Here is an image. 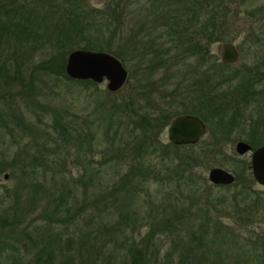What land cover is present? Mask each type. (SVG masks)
<instances>
[{"label": "rangeland", "instance_id": "rangeland-1", "mask_svg": "<svg viewBox=\"0 0 264 264\" xmlns=\"http://www.w3.org/2000/svg\"><path fill=\"white\" fill-rule=\"evenodd\" d=\"M110 3L115 1L91 0L99 10ZM148 4V0H132L117 24L122 28L116 36L110 38V32L103 30L91 38L107 48L102 51L120 52L124 65L132 70L129 85L120 90L108 91L105 80L82 84L42 75L30 91H22V86L28 87L27 77L13 85L0 81V107L8 113L6 123L0 121V264H13L22 257L27 264H130L129 250L134 248L139 249L135 264H264V186L253 177L251 152L239 155L235 150L239 140L264 141V0L231 1L233 24L226 29L230 39L214 42L205 48L209 51L190 59L195 68L210 56L222 62L220 49L225 43L239 44L243 52L240 62L227 64L229 75L212 77L207 84L210 93L225 86L221 91L227 99H241L233 118L232 112L210 115L211 138L193 147L172 144L165 121L149 132L137 125L138 116L148 111L142 108L144 96L137 92L143 84L141 64L132 53L141 50V55L149 48L144 45L146 36L136 38L131 33L144 24L147 34L158 41L155 44L162 42L157 37L159 22L151 21L156 13L146 9ZM79 41L80 47L86 43L85 38ZM132 45L138 48L132 50ZM43 56L39 52L35 60ZM240 79L246 84L243 88L238 87ZM162 88L169 93L171 85ZM10 113L22 116L24 122ZM251 116V121L245 120ZM72 122L80 133L89 134L81 145L67 148L58 124ZM24 125L38 128L41 138L37 140ZM143 133L150 134L157 151L143 157L153 168L151 176L137 179L138 187L124 186L128 164L124 160L118 164L110 149L122 136L128 140ZM57 143L59 147L48 151L56 157L55 163L34 160L43 146ZM251 147V151L256 148ZM179 156H186V161ZM169 165L178 169L169 170ZM162 167L166 171L160 177ZM212 167L237 175L239 182L211 183ZM118 181L124 188L111 194ZM61 193L64 199L57 203L67 204L60 209L66 220L48 224ZM200 208L213 219L211 223L200 224L205 216Z\"/></svg>", "mask_w": 264, "mask_h": 264}, {"label": "trees", "instance_id": "trees-1", "mask_svg": "<svg viewBox=\"0 0 264 264\" xmlns=\"http://www.w3.org/2000/svg\"><path fill=\"white\" fill-rule=\"evenodd\" d=\"M113 1H115V5L110 3L99 10V8L91 5V0H0V81L4 85H13L14 83H22L27 77L26 81H28L29 88L22 86V91L33 90L31 85L34 84L38 75L53 77L54 79L65 78L66 80L82 84H93V80L71 79L68 77L65 72L66 57L74 48H81L87 51L107 50V48L99 44L100 40L97 41L96 39L93 41L91 39L93 34L107 30L111 34L110 38L116 36V31L122 28L117 24L121 20L123 21L124 14L127 13L126 9L132 3V0ZM231 1L234 0H148L149 4L146 9L149 12L151 10L154 14L156 13V18H152L151 21L159 22L160 27L158 28L160 30H157L159 33L157 37L160 42L162 39V42L160 45L155 44L158 41L152 40L151 33L147 34V28L144 24H141L131 35L136 36V38L139 35L146 36L148 41L144 45H148L146 48L149 49L142 51L141 55L138 54L141 50L134 51L132 55L139 62L143 54L148 53L150 60L155 62V60H161L166 52L173 56L172 59L178 65L179 61L184 59L182 55L188 51H191L193 56L197 55L196 53L202 54L203 50L209 51L205 48H208L212 43L224 42L231 37L226 31L229 23L233 24L234 16H230L233 13V8L230 5ZM154 33L155 31H153ZM84 38L86 43L80 47L79 39ZM135 44L138 43L136 42ZM130 48L136 50L138 47L132 45ZM39 52L45 56L40 58V60H35L36 54ZM112 54L123 63L120 52ZM201 56L203 57V55ZM229 67L230 65L217 59L212 60L210 56L208 65L210 80H212V77L221 78V76L229 75ZM137 92L140 96L141 92L139 89ZM230 99H227L226 96L221 98V91L210 93L208 98L210 105L209 114L211 116L220 114L221 116V113L229 114L232 112L231 117L233 118L237 108H231V103L236 102ZM216 101L217 103L215 104ZM113 108L118 110L115 106ZM230 108L231 111L226 113ZM152 114L147 112L139 115L138 127L144 126L143 129L147 132L154 129V125L159 124L157 121L160 118H155ZM7 116V111L0 107V121L6 123L5 118ZM109 116L113 120L112 113ZM10 117L19 120V123L25 120L22 116L19 117L13 113H10ZM72 124L73 122L58 124L60 130L58 134L62 137L61 140L65 141L67 148L71 144L81 145L89 134L86 131L80 133L78 127H73ZM22 128L30 130L37 140L41 138L40 133L36 130L38 128L30 125H24ZM143 129L141 128V130ZM44 134L47 136L50 133L44 132ZM254 134L256 135L257 133L254 132ZM248 142L255 148V146H259L264 141L258 140L256 142L250 140ZM59 146V143L53 146H43L41 151H37V155H33L34 160L47 164V160L51 159L50 162L55 163L56 157L49 154L48 151L52 152ZM153 147L155 145L150 138V134L145 133L139 136H132L128 140L122 136L117 143L114 141L110 149V156L117 158L118 164L123 165V160L128 164L127 171L123 177L124 186L130 183L138 187L137 179L143 181L151 176L150 171L153 168L150 170L145 161H143V157L156 153L157 151L152 149ZM151 150L153 152H150ZM179 157L181 158L180 161H186L184 159L186 156ZM1 165L2 162L0 161ZM171 168L175 169L176 167L170 166L168 169L172 170ZM164 171L166 170L162 167L159 170V176L164 175ZM238 182L239 177L235 175L233 184L235 185ZM124 186H121V181L115 182L109 192L117 194L119 193L118 190H122ZM131 193L132 189L128 194ZM63 199V193H61L59 198L55 200L48 224H54L55 222L59 224L66 220L60 209L63 205L67 208V204L57 203L58 200ZM200 209L203 210L202 208ZM203 212L205 216L200 224L211 223L213 219L209 220L211 217L206 214V210H203ZM186 213L192 214L191 211ZM129 252L133 258L130 264H135L134 261L137 258L139 249H130ZM25 263L27 264L28 262L22 257V259L15 261L13 264Z\"/></svg>", "mask_w": 264, "mask_h": 264}, {"label": "flooded vegetation", "instance_id": "flooded-vegetation-1", "mask_svg": "<svg viewBox=\"0 0 264 264\" xmlns=\"http://www.w3.org/2000/svg\"><path fill=\"white\" fill-rule=\"evenodd\" d=\"M234 46L238 54V58L235 63H238L242 58L243 52L239 44ZM148 56V53L143 54L141 60L139 61V63L141 64V75L143 76L144 80L143 81L141 79L143 84H141V87L139 89L141 92L140 97L142 98V96H144L142 99V108L144 109V111L145 109H147L148 113H153V117L160 118V120L158 119L157 121L159 124L161 120L165 121L164 126H167V133L172 121L178 116H192L198 118L203 124L205 131L204 134L196 142H170L174 145L180 146H203L204 144H207L209 139L211 138L208 136L211 135V132H214L208 122V117H210L208 107L210 90L207 86L208 82H210V78L208 77L209 61H199V63L196 64L195 68V65H193L190 61L191 57H193L191 51H188L186 54L182 55L184 59H181L178 65L176 64L177 62L172 59L173 56L167 54L166 52L163 54V58L161 60L158 59L155 60V62L153 60H150ZM203 57L206 58L205 54L203 55ZM124 64L125 63H123V66L127 71V77L123 85L125 87L129 85V81L132 77V70H130L129 68L127 69V66H125L127 64ZM178 66H184V68L181 67V69H177ZM158 72L161 73V76L156 75V73ZM239 84V88H243L246 85L242 79H240ZM163 85H171L169 93L168 91H165L166 89L162 88ZM250 86L251 84L249 85V87ZM218 88L220 91L222 90L225 92V86L216 87V89ZM179 90L180 93H178ZM222 91L221 97L227 96ZM247 97L248 96H245L243 99H247ZM240 101L241 99L236 103H231V108H238L239 104L237 103H239ZM251 118L253 119V117L251 116L245 120L251 121ZM262 145L264 144H261L256 148Z\"/></svg>", "mask_w": 264, "mask_h": 264}, {"label": "water", "instance_id": "water-1", "mask_svg": "<svg viewBox=\"0 0 264 264\" xmlns=\"http://www.w3.org/2000/svg\"><path fill=\"white\" fill-rule=\"evenodd\" d=\"M238 58L235 46L225 43L220 49V60L225 64H233ZM66 74L73 79L106 80V88L110 92L120 90L126 80L127 71L119 58L105 51H87L75 49L66 57ZM201 121L192 116L176 117L168 129V138L173 143H194L204 134ZM251 145L245 141L236 143L235 150L239 155L251 152L250 169L255 181L264 186V145L251 151ZM7 177V175H5ZM208 179L213 184L228 185L235 181V176L221 167H212Z\"/></svg>", "mask_w": 264, "mask_h": 264}]
</instances>
